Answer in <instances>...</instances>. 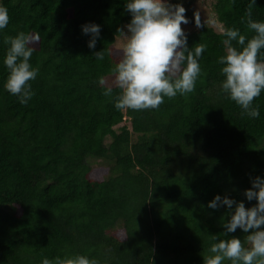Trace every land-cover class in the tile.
I'll return each instance as SVG.
<instances>
[{
    "label": "trees",
    "instance_id": "obj_1",
    "mask_svg": "<svg viewBox=\"0 0 264 264\" xmlns=\"http://www.w3.org/2000/svg\"><path fill=\"white\" fill-rule=\"evenodd\" d=\"M209 1L220 29L202 20L198 28L193 10L185 13L188 47L206 46L195 90L134 111L116 109L119 89L108 97L98 82L118 62L127 0H0L10 17L0 29V264L76 254L100 264H203L229 218L227 206L209 202L220 195L256 204L245 190L264 178V91L253 101L260 115H241L221 90L217 63L221 29L253 35L250 0ZM252 18L264 22V0ZM91 23L100 27L94 49L82 31ZM19 32L39 36L27 104L5 88L4 39Z\"/></svg>",
    "mask_w": 264,
    "mask_h": 264
},
{
    "label": "clouds",
    "instance_id": "obj_2",
    "mask_svg": "<svg viewBox=\"0 0 264 264\" xmlns=\"http://www.w3.org/2000/svg\"><path fill=\"white\" fill-rule=\"evenodd\" d=\"M256 0H250L246 12V26L253 33L251 37L241 34L236 28L221 29L224 54L218 56L225 77L221 90L242 109L241 115L257 118L259 107L253 106L255 98L264 91V22L252 18ZM131 13V21L126 27L118 29L123 37L119 49V59L111 71V79L99 78L105 88L104 95L113 96V88L119 89L115 96L118 110L142 111L157 109L164 98H175L195 90L197 78L201 74L199 58L206 46L197 44L189 48L182 24L189 21L186 9L181 4H171L168 0H127L125 5ZM9 14L6 7L0 6V29L7 27ZM196 27H203L199 14H195ZM84 34H90L88 47L94 49L100 35V27L91 23L82 26ZM39 42L38 35L19 32L6 36L4 43L9 45L4 58L8 70L5 88L18 96L21 104H27L34 95L30 81L38 75L30 58L33 45ZM235 42V44L233 43ZM97 60L103 61L104 51L93 53ZM252 186L245 190L248 201L256 204L246 207L243 201H235L227 196L216 195L208 207L217 209L227 206L228 219L223 223L225 239L212 243L203 254V264H264V178L259 176L251 181ZM241 229L245 235L241 240L228 236ZM213 241L217 236L212 237ZM41 264H100L83 254L44 258Z\"/></svg>",
    "mask_w": 264,
    "mask_h": 264
},
{
    "label": "rangeland",
    "instance_id": "obj_3",
    "mask_svg": "<svg viewBox=\"0 0 264 264\" xmlns=\"http://www.w3.org/2000/svg\"><path fill=\"white\" fill-rule=\"evenodd\" d=\"M171 1L172 0H168L169 3H171ZM178 4H181L186 9V12L193 10L191 16L194 19H195V14L197 13L199 14L200 19L202 21L204 22L208 21L209 24L211 23L220 29V24L217 23L216 17L212 12L211 4L209 0H179ZM181 26L184 29V32H189L191 29H193V26L190 25L189 22L187 24H182ZM122 43H123V37L121 35L117 36L115 38L114 45L120 48L122 46ZM105 78H108L110 80L111 74H108ZM92 165L97 166L98 163L95 162Z\"/></svg>",
    "mask_w": 264,
    "mask_h": 264
}]
</instances>
